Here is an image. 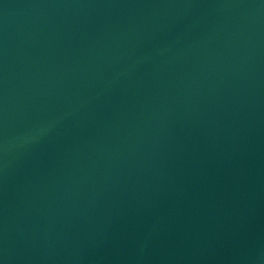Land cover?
I'll return each mask as SVG.
<instances>
[{
	"label": "water",
	"instance_id": "1",
	"mask_svg": "<svg viewBox=\"0 0 264 264\" xmlns=\"http://www.w3.org/2000/svg\"><path fill=\"white\" fill-rule=\"evenodd\" d=\"M0 264H264V0H0Z\"/></svg>",
	"mask_w": 264,
	"mask_h": 264
}]
</instances>
